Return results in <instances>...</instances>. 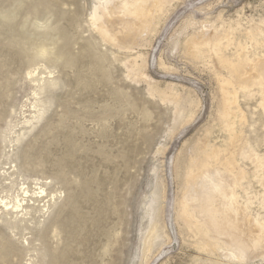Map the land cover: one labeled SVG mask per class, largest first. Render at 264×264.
I'll list each match as a JSON object with an SVG mask.
<instances>
[{"label":"rangeland","instance_id":"1","mask_svg":"<svg viewBox=\"0 0 264 264\" xmlns=\"http://www.w3.org/2000/svg\"><path fill=\"white\" fill-rule=\"evenodd\" d=\"M119 2L0 0V196L30 191L22 221L0 213V264H264V249L241 262L200 249L180 206L189 166L218 148L247 175L239 205L264 224L262 97L234 81L246 120L231 144L230 74L189 42L264 59V0H165L130 49L93 22Z\"/></svg>","mask_w":264,"mask_h":264},{"label":"bare ground","instance_id":"2","mask_svg":"<svg viewBox=\"0 0 264 264\" xmlns=\"http://www.w3.org/2000/svg\"><path fill=\"white\" fill-rule=\"evenodd\" d=\"M164 2L165 0H124L119 5L97 8L93 22L105 41L130 49L134 39L142 37L151 26L154 17L152 8L160 9ZM189 42L195 59L204 58V53L208 52L230 74V78L219 77L222 94L221 123L231 144H234L241 136L237 130V122L246 120L239 105V92L234 81L239 90L247 95H253L254 91L251 89L257 88V93L262 97L261 107L264 109V59H251L239 52L235 59L227 58L221 52L222 39H218L214 46L194 38ZM62 58V54L57 56V59ZM221 154L218 148L204 150L203 160L189 166L187 190L180 205L181 219L188 231L199 238L197 246L200 249L209 248L211 253H223L231 262H241L250 255L263 251L264 224L261 219L250 218L247 207L239 205L235 192L247 175L233 154L224 159H221ZM249 155L254 161L259 158L250 152ZM211 160H215L220 168L212 169ZM39 189L40 197H44L46 189ZM22 191L23 196L11 199L0 196V213L13 212L16 214L15 220L22 221V217L29 213V207H25L28 206L25 199L30 196L27 187L22 188ZM24 210L21 218L18 217V213Z\"/></svg>","mask_w":264,"mask_h":264}]
</instances>
